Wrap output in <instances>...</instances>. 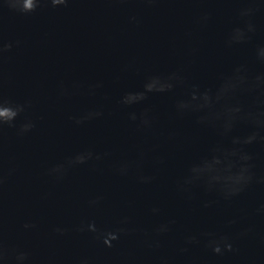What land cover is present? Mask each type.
<instances>
[{
    "label": "water",
    "instance_id": "95a60500",
    "mask_svg": "<svg viewBox=\"0 0 264 264\" xmlns=\"http://www.w3.org/2000/svg\"><path fill=\"white\" fill-rule=\"evenodd\" d=\"M248 6L247 0H68L53 8L42 0L34 12L21 14L0 0V39L13 45L0 58V94L28 105L13 127L0 130V239L10 254L27 253L24 264H264V214L257 212L264 184L231 200L201 187L186 199L176 188L220 137L197 125L196 114L178 115L175 102L192 85H216L237 65L250 75L264 72L255 55L264 45V0L255 5L250 40L225 43L243 26L247 18L239 13ZM170 73L183 84L120 103L125 93L142 91L147 78ZM95 112L101 115L76 123ZM145 112L149 127L141 124ZM26 122L33 127L21 134ZM248 131L238 125L233 134ZM89 151L93 158L67 166ZM249 151L253 171L264 176V145ZM121 163L131 165L126 175L116 171ZM62 164V177L49 174ZM140 175L154 179L140 183ZM205 201L212 203L204 207ZM169 220L175 221L170 231H153ZM89 222L99 231H127L107 248L96 233L77 230ZM247 228L252 231L238 235ZM205 233L228 235L235 251L212 254ZM188 235L200 243L186 245ZM0 264L14 260L10 255Z\"/></svg>",
    "mask_w": 264,
    "mask_h": 264
},
{
    "label": "clouds",
    "instance_id": "9594fccd",
    "mask_svg": "<svg viewBox=\"0 0 264 264\" xmlns=\"http://www.w3.org/2000/svg\"><path fill=\"white\" fill-rule=\"evenodd\" d=\"M4 3L11 11L27 14L40 7L42 0H4ZM46 3L55 8L66 6L68 0H46ZM247 3L249 6L242 8L239 13L241 18H247L243 26L234 27L225 40L229 47L233 44L246 43L251 38L249 34L255 32L251 17L259 11V8L255 6L258 0H247ZM207 19V16L202 17L204 21ZM12 47V43L0 39V58ZM255 55L256 59L264 64V45L256 48ZM183 82V78L177 73H170L167 76H151L143 84L142 91L125 93L120 103L123 105L139 103L146 100L150 93L171 92L177 84H183ZM27 106V104H14L0 94V130L4 125L13 127V122ZM174 109L181 116L196 114L195 123L197 125L214 129L220 137V141L210 147L205 155L191 163L186 175L177 181V191L186 199H192V189L195 187H201L206 193H217L224 200H231L254 183L264 184V176L257 177L253 171L254 154L249 151L252 145H264V72L250 75L245 65H237L230 73L221 74L218 77V83L214 86L201 89L198 85H192L186 95L175 102ZM99 115H101L99 112L89 113L77 119L76 123ZM129 118L137 119L135 113H130ZM141 124L145 127L151 125L147 112L141 114ZM238 125H246L249 131L244 135H234L233 132ZM32 127L31 122H26L20 126L19 132L21 134L28 132ZM91 158L93 154L90 151L80 153L70 158L66 164L71 167L83 164ZM130 166L129 163H121L116 171L120 175H126ZM65 167L63 164L56 165L49 170V174H55L57 178H60L64 174ZM153 179L154 177L150 175L138 177V181L145 184L151 183ZM2 183L3 177L0 176V184ZM99 199L98 197L89 203L95 205ZM211 203L212 201H205L203 206L209 207ZM151 211L158 213L159 209L153 208ZM257 212L264 214V204L260 205ZM122 223H127V219L125 218ZM174 223V220H169L167 223L156 226L153 231L157 235L165 234L170 231V225ZM229 223H234V221H229ZM24 227L30 228L34 225L25 224ZM77 230L96 233V238L107 248H111L112 242L119 240L120 235L127 231L124 228L99 231L94 222H89L87 225L81 224ZM54 231L63 234L65 230L56 228ZM251 231V228H247L238 235L245 236ZM204 235L207 237L204 246L210 249L212 254L223 255L225 252L235 251L232 238L228 235L214 233ZM184 243L186 245L199 244L200 240L195 235H188ZM180 251H187V248H181ZM10 255L14 264H24L28 258V254L23 251L10 254L0 239V261H6ZM80 264H87V261L81 260Z\"/></svg>",
    "mask_w": 264,
    "mask_h": 264
}]
</instances>
